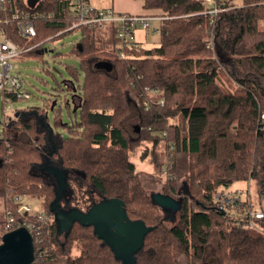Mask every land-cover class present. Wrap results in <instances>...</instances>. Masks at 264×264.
Wrapping results in <instances>:
<instances>
[{
	"label": "trees",
	"instance_id": "obj_1",
	"mask_svg": "<svg viewBox=\"0 0 264 264\" xmlns=\"http://www.w3.org/2000/svg\"><path fill=\"white\" fill-rule=\"evenodd\" d=\"M143 6L165 16L151 47L136 40L124 45L115 23L72 27L73 0L0 3V35L19 48L80 32L71 49L79 65L67 67L74 79L66 86L75 106L70 122L54 114L52 129L47 100L42 110H15L0 129L5 208L16 221L32 219L19 215L6 194L36 196L44 208L37 213L48 222L42 227L45 255L31 264H125L94 223L83 219L93 204L89 189L116 201L127 219L142 226L132 264H181L182 258L264 264V0H143ZM213 7L218 11L208 13ZM38 12L36 35L27 40L17 20ZM120 50L127 56L120 57ZM139 147L160 192L180 203L176 210L159 207L146 191L131 160ZM48 167L63 171L70 190L57 201L70 214L65 228L52 218L57 186L46 179ZM249 180L261 218L251 222L218 209L214 193L220 187Z\"/></svg>",
	"mask_w": 264,
	"mask_h": 264
},
{
	"label": "rangeland",
	"instance_id": "obj_2",
	"mask_svg": "<svg viewBox=\"0 0 264 264\" xmlns=\"http://www.w3.org/2000/svg\"><path fill=\"white\" fill-rule=\"evenodd\" d=\"M236 4H241L242 0H233ZM209 5L210 2L204 0ZM213 2H211L212 4ZM160 10V9H159ZM161 11V10H160ZM162 12L159 13L161 15ZM163 15V14H162ZM160 20H152L148 29H136L135 37L143 47H151L158 44L159 40V26ZM79 30H73L70 32L62 33L53 39H47L44 43L37 47L40 53L19 54L11 59L14 65L13 71H17L22 74L27 81V87L29 90V97L19 98L12 101L3 100L2 93L0 91V129H2L5 119L8 118L15 110L28 109L29 107H37L40 110L44 108V102L50 100L51 102L57 99V103L54 105L55 110L46 108V115L48 122L53 127L54 114L61 119L62 122H70L74 117L75 106L71 101V96L68 93L66 86L67 81L74 80L69 74L67 67L70 65H79V57L71 52V49L75 42L79 39ZM135 39V40H136ZM83 75L80 72V81L82 82ZM74 82V81H73ZM69 103L68 107L66 103ZM78 111V110H77ZM78 113L76 117H78ZM57 130L60 133L65 134V130L62 126ZM142 147H139L135 153L131 154V160L134 161L139 175L147 192H160L162 188L161 182L157 177L151 175L153 173L152 167L146 160L140 158ZM47 174V175H46ZM46 179L55 180L57 186V178L52 173H46ZM244 182H236L231 185L232 188L243 187ZM253 186V185H252ZM253 189V187H252ZM89 196L92 199V203H97L102 199V196L94 189H89ZM62 196L67 198L70 196V190L65 187L62 190ZM22 203L30 206V212H44L43 204L40 198L31 195H21ZM61 210V209H60ZM62 211V210H61ZM63 212V211H62ZM5 216V200L0 196V218ZM52 218H56L55 214H52ZM138 238L140 233L132 232L128 235ZM61 237V236H60ZM140 237V236H139ZM181 264H192L190 259L182 258Z\"/></svg>",
	"mask_w": 264,
	"mask_h": 264
},
{
	"label": "built area",
	"instance_id": "obj_3",
	"mask_svg": "<svg viewBox=\"0 0 264 264\" xmlns=\"http://www.w3.org/2000/svg\"><path fill=\"white\" fill-rule=\"evenodd\" d=\"M207 1L211 3L214 0ZM0 3L3 4L4 0H0ZM217 11L218 8L213 7L208 9L207 12L215 13ZM73 15L76 17L77 21L72 27L78 25L90 27L96 24L115 23L117 28L116 35L121 39L124 45L134 43L135 30L137 28L148 29L152 20H161L165 17L162 14H127L115 12L111 8H95L89 4L88 0H73ZM40 16L41 14L38 12L34 14L26 13L24 16L20 17L16 24L19 34L27 40L32 39L36 35L34 19ZM40 44L41 42H38L24 48H19L16 43L0 35V91L3 100L11 101V96H15L17 99L29 97L27 81L22 74L13 71L14 65L11 59L23 52L40 46ZM119 56L124 57L127 55L123 53V50H120ZM160 102L163 103V99H160ZM261 117L264 118V114H262ZM162 135H165V132H163ZM245 184L246 185L242 188L220 187L214 193V202L218 209L224 213L228 215L234 213L243 214L252 222L254 218H261L263 212L255 207L252 181L249 180L248 183L246 182ZM6 199L12 203H17L16 212L19 215L27 213L32 219L26 217L20 221H16L12 210L6 206L4 222L0 229V236L2 237L4 233L17 226H25L32 234L33 244L35 241L37 245L34 250V259L45 255L42 248V227L43 225H47V220L41 213L30 212V206L20 201L21 195H14L12 197L7 193Z\"/></svg>",
	"mask_w": 264,
	"mask_h": 264
},
{
	"label": "water",
	"instance_id": "obj_4",
	"mask_svg": "<svg viewBox=\"0 0 264 264\" xmlns=\"http://www.w3.org/2000/svg\"><path fill=\"white\" fill-rule=\"evenodd\" d=\"M56 103V100H53L51 102L50 108L52 109L54 104ZM48 162V159H46L45 163ZM48 171H50L53 175L57 178V191H56V197L55 201L52 204V208H57V201L59 199V196L62 194V190L67 187V184L65 182V174L62 170L59 168H52L48 167ZM151 198L154 203H156L159 207L164 209H170V210H176L179 208L180 203L176 201L174 198H172L169 195H166L161 192H151L150 193ZM112 204L116 205V201H110ZM118 204V203H117ZM119 205V204H118ZM121 208V206H118ZM96 209V206L94 205L93 211H90L88 214L83 216V219L88 222H94L93 219H90L89 217L95 216L93 213ZM117 209L116 206H113V210ZM122 216H120L118 213H111V219L114 221L116 217H119L120 222L126 220L127 218L124 215V212L121 208ZM70 216L65 215L64 212H62L59 208H57L56 217L58 218L59 222L62 224V227L65 228L66 217ZM130 221L129 219H127ZM101 220L99 221V224H95L94 226L96 228V232L101 235L105 240V236L103 235V232L101 229H103L102 226H100ZM62 228V229H63ZM116 234L119 236V238L122 236V232L125 231L127 228H131L129 232H127V238L122 239L124 245H121V240L118 243V246L124 247L127 244L133 245L136 249L139 247V239L140 235L138 236L137 240L132 235V239L128 238L129 234H132V232L140 233L142 232L143 228L138 222H132L130 221L127 223H122L121 225H118ZM107 241V240H106ZM108 242V241H107ZM109 243V242H108ZM110 244V243H109ZM110 246L113 248V246L110 244ZM114 249V248H113ZM114 251L118 254L124 257L125 264H132V258H131V251L128 252V254L117 252L116 249ZM34 261V247H33V237L32 234L29 232V230L25 226H17L16 228L4 233L1 237L0 241V264H31Z\"/></svg>",
	"mask_w": 264,
	"mask_h": 264
},
{
	"label": "flooded vegetation",
	"instance_id": "obj_5",
	"mask_svg": "<svg viewBox=\"0 0 264 264\" xmlns=\"http://www.w3.org/2000/svg\"><path fill=\"white\" fill-rule=\"evenodd\" d=\"M94 205L96 206V209L93 212L95 216H91L89 218L93 219L95 224H99V221L101 220L100 226L103 227V229L101 230L106 240L113 246L114 249L117 250V252L120 251V253H125V254H128L129 251L132 252V250H134L135 247L131 244H127L124 247L118 246L120 240H121V245H124L122 239L127 238V234H128L127 232H129V230L131 229V228H127L125 231H123L122 236L120 238L116 234V232L119 231L116 228L118 225H121L122 223L128 224L130 222L127 219L126 220L124 219V221L120 222L119 217H116L114 221H112L111 219L112 212L118 213L120 216H122L121 208L118 207L119 205L117 203L115 205L112 204L110 201L101 199L99 202L92 204L91 208L86 211V214H88L90 211H93ZM113 206H116L117 209L113 210ZM130 239H132V237Z\"/></svg>",
	"mask_w": 264,
	"mask_h": 264
},
{
	"label": "crops",
	"instance_id": "obj_6",
	"mask_svg": "<svg viewBox=\"0 0 264 264\" xmlns=\"http://www.w3.org/2000/svg\"><path fill=\"white\" fill-rule=\"evenodd\" d=\"M88 1L92 7L111 8L113 11L118 12V13L144 14V15H155V14L160 13L159 9L144 8L143 0H88ZM136 41L138 40L136 39ZM245 185L246 184L244 182V186ZM239 188H242V187H239Z\"/></svg>",
	"mask_w": 264,
	"mask_h": 264
}]
</instances>
